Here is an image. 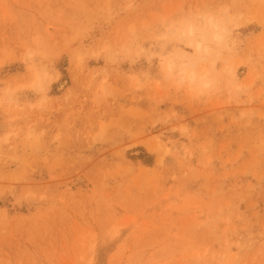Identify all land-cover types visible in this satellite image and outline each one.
<instances>
[{"label":"rangeland","instance_id":"obj_1","mask_svg":"<svg viewBox=\"0 0 264 264\" xmlns=\"http://www.w3.org/2000/svg\"><path fill=\"white\" fill-rule=\"evenodd\" d=\"M0 264H264V0H0Z\"/></svg>","mask_w":264,"mask_h":264},{"label":"bare ground","instance_id":"obj_2","mask_svg":"<svg viewBox=\"0 0 264 264\" xmlns=\"http://www.w3.org/2000/svg\"><path fill=\"white\" fill-rule=\"evenodd\" d=\"M205 26H207V27H209V28H213L214 29V31L215 30H218V28H219V25L216 23V21H213L212 19H208L207 21H205ZM208 28V29H209ZM207 29V30H208ZM223 29V28H222ZM189 30V29H188ZM206 31V30H205ZM204 31V32H205ZM194 32V30H193V27H191L190 28V30H189V34L191 35L192 33ZM210 32V31H209ZM217 32H219V31H217ZM213 33V35L211 36L212 37V44H213V47H215V45H217V44H220L221 42H222V38H221V35H220V32H219V34L218 33H216V31L215 32H212ZM184 35V34H183ZM187 35V34H186ZM194 35V34H193ZM204 41H205V35H204V33L202 34V38L201 39H197V40H195L194 41V45H195V49H196V52L198 53V54H208V52H209V47L210 46H212V45H210L209 47L208 46H206V44H204ZM209 41V40H208ZM192 44H193V42H192ZM212 47V48H213ZM216 48V47H215ZM211 54L209 53V56H210ZM206 55H203V57H201L200 59H192L193 60V62L191 63L192 64V66H193V71L191 70V75H190V78H191V80H194V79H196L195 78V73H194V71H195V69L196 68H198V65H199V62L201 61V60H203V59H205L206 57H205ZM197 58V57H196ZM172 61V60H171ZM205 61V60H204ZM174 62L172 61V62H170L169 64H168V69L169 70H172L173 68H174ZM201 64V63H200ZM191 66V67H192ZM213 66V65H212ZM200 68H201V66H200ZM182 69V68H181ZM181 69H180V71H181ZM199 70V69H198ZM197 71V70H196ZM181 73H182V76L180 77V80L181 81H184V79L186 78V77H184V73H185V71H184V69L181 71ZM194 73V74H193ZM207 73V72H206ZM187 74V73H186ZM205 75V74H204ZM51 74L48 72V71H45L44 72V77L42 78L43 79V81L40 83L39 82V85H38V90H40V91H45L48 87H49V85H50V83H51ZM188 78V77H187ZM197 78H198V76H197ZM198 80V79H197ZM192 82V81H191ZM208 83H206V85H207ZM205 85V86H206ZM11 92H13V91H11ZM14 92H16V90L14 91ZM10 93L9 92V101L11 102V101H13L14 100V96L16 95V93ZM8 94V93H7Z\"/></svg>","mask_w":264,"mask_h":264}]
</instances>
